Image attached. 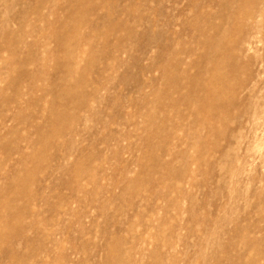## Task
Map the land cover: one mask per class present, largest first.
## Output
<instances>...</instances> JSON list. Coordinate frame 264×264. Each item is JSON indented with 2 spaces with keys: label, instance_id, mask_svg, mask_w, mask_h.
<instances>
[{
  "label": "rangeland",
  "instance_id": "rangeland-1",
  "mask_svg": "<svg viewBox=\"0 0 264 264\" xmlns=\"http://www.w3.org/2000/svg\"><path fill=\"white\" fill-rule=\"evenodd\" d=\"M0 264H264V0H0Z\"/></svg>",
  "mask_w": 264,
  "mask_h": 264
},
{
  "label": "bare ground",
  "instance_id": "bare-ground-1",
  "mask_svg": "<svg viewBox=\"0 0 264 264\" xmlns=\"http://www.w3.org/2000/svg\"><path fill=\"white\" fill-rule=\"evenodd\" d=\"M250 4L251 5H254V4H256V1H251L250 2ZM225 61V60H224ZM220 62H222V60L220 61ZM219 61H218V63H217V65H215V67H214V69L212 70V72H211V75H212V77H214V80L216 79L217 80V82L219 81V79H220V77H218V75L217 74H219L220 72H221V74H222V69H221V71L219 72V67L221 68V63H220ZM223 68H225V66H223ZM225 69H227V68H225ZM224 69V70H225ZM72 70L70 69V72H69V77H72V73L73 72H71ZM226 71V70H225ZM232 71H237V67L236 68H232ZM219 72V73H218ZM223 75H225V74H223ZM223 80V79H222ZM228 82H230V80H228ZM232 82V81H231ZM226 83V82H225ZM223 84V83H222ZM221 83L219 84H217V86H216V88H208L207 90H204V92H206L205 93V96H204V104H203V107H202V110L201 111H203V110H207V108L208 107H210L211 109V113H209L210 115L211 114H213V117L214 116H216V117H218V112L221 110V111H223V112H226L227 111V108H225V107H223V105H222V97L224 96V91H225V87H224V85H222ZM232 85V84H231ZM229 88V87H228ZM233 88V87H232ZM201 90V89H200ZM231 90V89H230ZM226 94V93H225ZM214 106H215V108H214ZM208 112H209V110H208ZM211 116H209V118H210ZM215 118V117H214ZM2 224H4L3 223V221H2ZM5 226V225H4Z\"/></svg>",
  "mask_w": 264,
  "mask_h": 264
}]
</instances>
